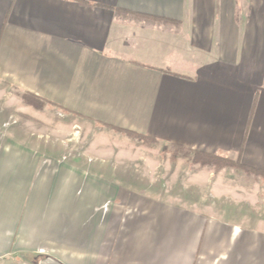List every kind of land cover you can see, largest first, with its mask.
Segmentation results:
<instances>
[{
    "label": "crops",
    "instance_id": "1",
    "mask_svg": "<svg viewBox=\"0 0 264 264\" xmlns=\"http://www.w3.org/2000/svg\"><path fill=\"white\" fill-rule=\"evenodd\" d=\"M47 109L48 145L25 129ZM74 123L264 173V0H0V261L264 264V214L154 197L95 135L81 164L59 162ZM42 153L58 168L37 180Z\"/></svg>",
    "mask_w": 264,
    "mask_h": 264
},
{
    "label": "rangeland",
    "instance_id": "2",
    "mask_svg": "<svg viewBox=\"0 0 264 264\" xmlns=\"http://www.w3.org/2000/svg\"><path fill=\"white\" fill-rule=\"evenodd\" d=\"M11 94L12 96L15 94L19 95L20 99L18 100L20 103H25L22 94L15 93L14 91ZM14 100L17 99H10V101ZM43 108L38 110H43ZM30 109L32 108L25 109L24 112H30ZM41 115V119L45 120L43 123H29L28 120L30 119L26 117L25 121L27 123H25V129L26 132L36 133L38 136L41 135V142L48 145L51 141L49 138L50 124L48 122L49 116L51 115L50 109H47L45 114L37 113V116ZM60 115L64 114L59 112ZM59 122L58 126L65 128V119ZM74 124L72 130L67 132V136L64 133L60 140L62 150L58 157L59 162L72 164L79 160V164H81L80 159L82 155L80 154L82 153V149L85 150L87 145H89L88 142H91V139L88 140V138H91L90 135H95V137H100L99 141L101 144L107 147L110 146L107 149L111 155L107 156L106 160H109L111 156L113 157L114 154H119L120 152L129 155L127 160H131L129 162L130 164L123 167L126 170L121 172V175H116L127 180L132 179L140 183H150L154 186V191L147 192L153 194L154 197H161L175 203L178 201L188 204L195 203L202 211L209 214H217V208L219 211L222 209L225 211V209L231 208L232 206L243 208L244 212L250 213L251 218H257L264 214V178L259 175L251 172L248 173L235 167L216 168L201 166L192 162L193 156L191 154L188 155L185 152L176 151L172 148H167V152L163 151V148H166L168 145L163 146L156 142L141 141L125 133L122 134L132 139H119L116 136L107 137L102 133L100 135L98 131L93 133H88L87 131L86 134V132L83 133V130H87L86 128V130L84 128L82 130L81 126L77 125L78 123ZM14 126H17V124ZM70 126H72V123ZM95 141H97L96 138L92 140V142ZM116 147L122 148V151ZM43 151L41 150V152ZM50 158V156L44 155L43 153L41 156L39 155L40 161H44L47 167H37V180L39 178L41 179L43 176L42 171L45 169L48 170V168H51V171H56L55 168H58L49 167V163L51 162ZM87 158L92 159L90 156H87ZM87 158L84 156V159ZM56 165H58V162H56ZM112 168L110 170L111 172H119L115 170V167ZM85 169H90V167H85ZM69 177V175L65 174L64 180L68 182ZM64 192L67 193L66 190ZM76 192L79 193L77 196H80V193L82 195L83 192H88L89 198H97V191L95 189L84 191L80 187ZM145 192L142 191V194L146 195ZM248 223L254 229L259 228L261 225L259 221H251ZM13 261L18 262L20 259L15 257ZM0 264L9 263L0 261Z\"/></svg>",
    "mask_w": 264,
    "mask_h": 264
},
{
    "label": "trees",
    "instance_id": "3",
    "mask_svg": "<svg viewBox=\"0 0 264 264\" xmlns=\"http://www.w3.org/2000/svg\"><path fill=\"white\" fill-rule=\"evenodd\" d=\"M22 98L27 105H30L36 109H42L47 104L45 101H42L38 97L33 96L31 94H28V93H22ZM115 130H118V129H115ZM124 133L131 136V137L137 138L141 141L156 142L152 139H149L148 137L135 135V134L130 133V132H124ZM167 148H172V149H175L176 151H182V152L187 153L188 155L191 154L193 156L192 162L199 164L201 166H210V167H216V168L235 167V168H239L243 171H246L248 173H250V172L254 173V174L259 175V176L264 178L263 172H259V171L249 169L248 167L241 164L239 160L233 161V160L228 159L226 157H220L217 155L202 153V152H198V151H190V150H187V149L175 146V145H168V146H166V148H163V151L167 152L168 151Z\"/></svg>",
    "mask_w": 264,
    "mask_h": 264
}]
</instances>
